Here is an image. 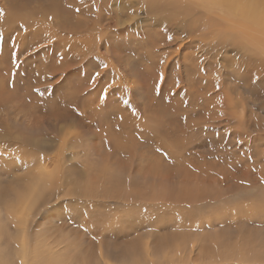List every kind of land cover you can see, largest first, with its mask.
<instances>
[{
	"label": "rangeland",
	"instance_id": "1",
	"mask_svg": "<svg viewBox=\"0 0 264 264\" xmlns=\"http://www.w3.org/2000/svg\"><path fill=\"white\" fill-rule=\"evenodd\" d=\"M126 1L0 0V6L6 4L4 14L12 8L21 18L16 24L7 20L11 35L5 43L0 40V81L7 92L0 101V186L5 196L0 206L15 203L23 211L24 202L34 197L25 232L32 240L48 241L43 243L44 264H125L126 248L138 247L142 253L147 246L151 255L143 252L144 259L151 260L146 264H211L209 257H200L201 244L221 255L222 241L226 251L242 245L247 255L260 254L261 262L264 54L252 49L247 60L254 33L251 39L241 32L233 42L226 40L222 28L231 30L232 25L220 20L218 32L203 40L197 29L192 33L158 24L148 10L142 15L138 5L131 3L129 13L118 10L121 4L129 8ZM39 6L47 14L31 16L29 10ZM53 6L65 18L94 23L100 17L102 22L75 38L58 27L62 23L56 22ZM35 30L41 38L31 40ZM259 35L264 39V33ZM24 36L26 43H20ZM86 38L91 49L79 63L83 48L73 40ZM8 46L11 52L3 56ZM64 53L74 55L66 59ZM60 56L64 59L57 63ZM97 71L93 87L91 75ZM61 73L75 85L76 95L67 96L57 86ZM105 87L106 100L99 104ZM36 184L43 188L36 191ZM184 189L203 197L187 204ZM232 202L244 212L235 213ZM15 226L10 230L16 236Z\"/></svg>",
	"mask_w": 264,
	"mask_h": 264
},
{
	"label": "bare ground",
	"instance_id": "2",
	"mask_svg": "<svg viewBox=\"0 0 264 264\" xmlns=\"http://www.w3.org/2000/svg\"><path fill=\"white\" fill-rule=\"evenodd\" d=\"M3 2L6 0H2ZM12 1V0H11ZM19 1V0H18ZM37 1V0H36ZM52 1V0H51ZM71 1V0H70ZM120 1V0H119ZM135 2H132V0H129L130 4L132 3V5H138L140 6L141 3H144L145 0H134ZM57 2V1H56ZM61 2V1H60ZM59 2V3H60ZM128 2V0L126 1ZM10 3V2H9ZM36 3V2H35ZM54 3V2H53ZM149 3V14L152 17H156V21L158 22V24L163 25V26H168L170 24H174L177 27L182 26L184 27L187 32H194L195 29L201 31L202 33V38L203 40L206 39L205 36L206 34H211L213 33L215 35V33L218 32V28L215 26H219L221 23H223L224 25H227L228 23L230 25H232V29L228 30V28H222V30H227L226 32V40H232V38H234L236 36V34L243 32L244 35H246L249 39H251V35L254 33V40L251 43H248L250 45L249 47V58H247V60H251L250 56H251V51L252 49L254 50H259L261 51L262 49H264V39L260 40L259 38V34L264 33V23L261 22L258 13H254L252 10H250L249 8L245 7L242 4V0H157V2L154 4V0H148ZM31 4V3H30ZM51 4V3H50ZM56 4V3H55ZM76 4V3H75ZM6 5V4H5ZM5 5H1L0 7H3L2 11L4 12V10H7ZM10 5V4H9ZM38 6V5H37ZM122 7H120V5H117L118 10L122 11L123 9L127 10L128 13L131 12L130 7L128 8V5L126 4H121ZM42 7V6H41ZM41 7H37V8H32L31 10H29V14L31 16L36 15L37 14H47V12L43 9H41ZM46 7V6H45ZM56 7V6H55ZM55 7L53 6L52 9V14L56 15V22L57 23H62L60 24L58 27L59 28H67L69 29L71 35H74L76 38V35H78L79 33H82L86 30H91L90 33L92 31H94L96 28V24L97 22H102L100 17L95 18L97 20V22H91L90 20H78V19H71L70 17L65 18L63 13H61L57 8L55 9ZM24 8V7H23ZM49 8V7H47ZM112 8V7H111ZM120 8V9H119ZM140 8V7H139ZM21 9V8H20ZM122 9V10H121ZM1 10V8H0ZM9 10V9H8ZM16 9L14 11V9L10 8V10L3 15L0 16V40L5 43L7 41V39L9 38V36L11 35V32L8 31V29L6 28V23L7 20H10L13 18V24L16 23H20L21 22V18H16ZM126 11V12H127ZM46 12V13H44ZM112 12V10H111ZM124 12V11H123ZM125 12V13H126ZM115 13V12H114ZM162 15H159V14ZM110 14V13H109ZM132 14V13H130ZM219 14L221 15L220 18H218ZM121 13L116 12L114 16H120ZM218 15V16H217ZM61 17L58 18V17ZM67 16V15H66ZM113 16V15H112ZM129 16V15H128ZM95 17V16H94ZM121 17V16H120ZM16 23H14V20ZM32 19V18H31ZM39 19V18H38ZM119 19V17H118ZM155 20V19H154ZM221 20V23H219V21ZM36 21V20H35ZM38 21V20H37ZM172 21H176L177 23H172ZM230 21V22H229ZM11 22V20H10ZM24 22V21H22ZM34 22V21H33ZM51 22V21H50ZM21 25V24H20ZM25 25V24H24ZM40 25V24H39ZM94 27H91V26ZM11 26V25H10ZM28 26V25H27ZM41 26V25H40ZM21 27V26H20ZM50 27V26H49ZM221 27V26H219ZM33 28V26H32ZM95 28V29H94ZM217 29V30H216ZM13 30V29H12ZM46 30V29H45ZM60 30V29H59ZM179 30V29H178ZM215 30V31H214ZM53 32V31H51ZM58 32V31H57ZM17 35V34H16ZM229 35V36H228ZM235 35V36H234ZM53 36V34H52ZM243 36V35H242ZM17 37V36H16ZM33 37H35L36 39H38L40 37V34L37 30H35L32 34V39ZM54 37V36H53ZM258 37V38H257ZM41 38V37H40ZM58 38V36H57ZM101 38V37H100ZM21 39L26 43L27 40V36H24L23 38H19V40L21 41ZM35 39V40H36ZM239 39V38H238ZM9 40V39H8ZM243 40V39H242ZM56 41V40H55ZM60 41V40H59ZM240 41V40H239ZM251 41V40H250ZM225 42V41H224ZM233 42V40H232ZM235 42V41H234ZM22 43V41L20 42ZM92 41L90 38H86V40L84 39H79V40H73V44L76 47H80L82 46L83 50L81 51V58L78 57V61L79 63L82 60H85L83 58H85V56L88 54V52L86 51L87 48L91 49L90 47H88L87 45H91ZM95 43V42H94ZM104 43H106V40H104ZM239 43V42H238ZM245 43V42H244ZM15 44V43H14ZM19 44V43H18ZM255 44V45H253ZM18 46V45H17ZM214 46V44H213ZM15 47V46H14ZM28 47V46H27ZM26 47V48H27ZM18 49V47H17ZM16 49V50H17ZM118 50V48H117ZM65 51V50H64ZM7 52H11V50H9V46L6 48L4 47L2 49V54L3 56L7 55ZM18 51H12L13 54L16 55ZM258 53V52H257ZM69 54V53H68ZM260 54V53H259ZM65 55V53H64ZM72 55V54H70ZM74 55V54H73ZM72 55V56H73ZM246 55V54H245ZM254 55V54H253ZM71 56V57H72ZM76 56V55H75ZM70 56H66L65 58H69ZM70 57V58H71ZM76 58V57H75ZM77 59V58H76ZM73 60V59H72ZM95 61H99L97 58L95 59ZM61 62V61H60ZM251 62V61H250ZM248 63V66L251 68L252 65L251 63ZM64 63V62H63ZM65 63L66 60H65ZM86 63V62H85ZM54 65V64H53ZM111 68V67H110ZM68 69V68H67ZM8 71V70H7ZM39 72V71H38ZM40 74V73H39ZM104 75V74H103ZM7 76V75H6ZM44 78V77H43ZM42 78V79H43ZM11 79V77H10ZM39 80V79H37ZM76 80V79H75ZM10 81V80H9ZM43 81V80H42ZM46 81V80H45ZM105 81V80H104ZM1 82V81H0ZM85 82V81H84ZM41 84V83H40ZM44 84V83H43ZM10 85V84H9ZM12 85V84H11ZM42 85V84H41ZM44 86V85H43ZM12 87V86H11ZM3 88L4 84L3 81L0 83V89L1 92L5 91ZM86 88V87H85ZM43 90V89H42ZM83 90V89H82ZM90 91V90H89ZM92 91V90H91ZM79 92V91H78ZM7 93V92H6ZM6 93H1L0 94V101H4L5 95ZM193 93V92H192ZM51 94V93H50ZM8 97V96H7ZM84 96H82V99ZM60 98V97H59ZM69 98V97H68ZM76 98V97H75ZM79 98V97H78ZM87 98V97H86ZM95 98V97H94ZM116 98V97H115ZM58 106H59V102L62 101L61 98L58 99ZM56 102V104H57ZM85 102V101H84ZM114 102V101H113ZM2 102H0L1 105ZM91 103V102H90ZM88 104V103H87ZM101 104V103H99ZM94 105V104H93ZM117 105V104H116ZM57 106V105H56ZM84 106V105H83ZM91 106V104H90ZM92 107V106H91ZM52 108V107H51ZM59 108V107H56ZM88 108V107H85ZM98 108H101L98 107ZM103 108V107H102ZM53 109V108H52ZM55 109V108H54ZM90 109V107H89ZM88 109V110H89ZM104 109V108H103ZM102 110V109H100ZM54 111V110H53ZM57 111V109L55 110ZM69 111V110H68ZM98 112V110H97ZM55 113V112H54ZM92 113V112H91ZM103 113V112H102ZM90 117V116H89ZM88 118V117H87ZM97 119V118H96ZM159 119V118H158ZM88 120H91L88 118ZM92 133V132H91ZM127 133V132H126ZM75 135V134H74ZM93 136V135H92ZM84 137V136H83ZM110 137V136H109ZM90 138V137H89ZM85 139V138H84ZM102 139V138H101ZM86 140V139H85ZM104 140V139H103ZM87 141V140H86ZM71 142V141H70ZM111 142V141H110ZM122 142V141H121ZM95 143V142H94ZM33 145V144H32ZM80 145V144H79ZM94 145V144H93ZM96 145V144H95ZM94 145V146H95ZM65 147V146H64ZM74 147V146H72ZM78 147V146H77ZM80 148V147H79ZM21 152V150H19ZM131 151V150H130ZM129 151V152H130ZM16 153V152H15ZM120 153V152H119ZM131 153V152H130ZM41 158V157H40ZM42 159V158H41ZM43 161V160H42ZM48 163V162H47ZM63 163V162H62ZM27 165V164H26ZM29 167V166H28ZM37 167V166H35ZM44 167V165L42 166ZM58 167L60 168V165H58ZM62 168V167H61ZM87 168V167H86ZM50 169V168H49ZM43 170V168H42ZM53 170V169H51ZM59 170V169H56ZM40 171V170H39ZM38 171V172H39ZM50 171V170H48ZM44 172V171H43ZM47 173V170H46ZM52 173V171H51ZM21 174V173H20ZM40 174V173H39ZM48 174V173H47ZM61 174V173H60ZM15 175V174H14ZM22 175V174H21ZM36 174H34L33 176H35ZM45 175V172H44ZM37 176V175H36ZM39 176V175H38ZM37 176V177H38ZM43 176V175H42ZM18 178V177H15ZM21 178V177H20ZM32 180V178H30ZM40 179V178H39ZM38 179V180H39ZM45 179V178H44ZM18 180V179H17ZM20 180V179H19ZM28 180V178H27ZM34 180V178H33ZM37 180V179H36ZM34 180V182L36 181ZM46 180H49L46 178ZM52 180V178H51ZM16 181V180H15ZM21 181V180H20ZM26 181V180H25ZM24 180L22 181V183L25 182ZM55 181V180H54ZM19 182V181H18ZM16 182V183H18ZM33 182V183H34ZM38 182V181H37ZM43 183V181H42ZM41 183V184H42ZM45 184H48V181L44 184H42L43 186ZM52 184V183H50ZM40 186V184H36V186L34 188L37 189V187H40L39 190L36 191H40L41 187L43 188V186ZM32 186V185H31ZM22 188L24 186H21ZM20 187V188H21ZM26 188V187H24ZM73 190V189H72ZM77 190V189H76ZM115 190V189H114ZM113 190V191H114ZM13 191H17L20 192L22 195H24V192L21 191L20 189H15ZM34 191V190H33ZM32 191V192H33ZM74 191V190H73ZM71 191V192H73ZM112 190H110L111 192ZM116 191V190H115ZM219 192V191H218ZM113 193V192H112ZM182 195L184 196L185 200H187V204H191L192 202H194V199L199 200L203 197V195H200L199 197L195 195V193H193L192 191L188 190V189H184L181 191ZM33 194V193H32ZM31 194V195H32ZM74 194V193H73ZM14 195V197L16 196V193L12 194ZM26 195V194H25ZM35 195V194H33ZM75 195V194H74ZM158 197V196H157ZM208 196L205 195V198H207ZM5 198L4 196V189L0 186V203L1 201ZM106 198V197H105ZM159 198V197H158ZM39 198H36V201ZM260 199V197H259ZM11 200V199H10ZM25 200L27 201V198L25 197ZM12 201V200H11ZM197 201V200H196ZM258 201V200H257ZM263 201V202H262ZM260 201V204H262V206L264 205V200ZM24 202V201H23ZM35 202L34 197L29 199L27 202H24L26 206H23L24 209L23 211H21V208H18L16 205L14 204H8V205H3L0 206V264H19L20 260H24L25 264H44L42 262V258L44 257V250L46 245L43 244L44 242H46L47 240L44 239L39 241L40 238H38L37 240H32L29 237L27 238V233L25 232V225L27 222V216L28 214L31 212L32 207ZM5 203V202H4ZM8 203V202H7ZM6 203V204H7ZM39 203V202H38ZM228 204V203H227ZM226 204V206H227ZM233 205H235L234 207V212L239 214V213H243L244 209L242 207H239L237 203L232 202ZM28 206H31L28 207ZM246 206V205H245ZM251 206V210L254 212H261V210L253 205ZM249 207V206H248ZM264 207V206H263ZM262 208V207H261ZM2 210H6V214L2 215L1 212ZM190 211V210H188ZM186 213V212H185ZM185 213L183 215H185ZM233 213V212H231ZM224 214V211L223 213ZM32 215V214H29ZM29 217V216H28ZM14 224L16 225V229H17V233L16 236L13 234V231L11 232L10 230V225ZM27 227V226H26ZM43 228V227H42ZM47 228V227H46ZM53 230V229H52ZM43 233V232H42ZM48 234V233H47ZM39 236V235H38ZM44 236V235H43ZM45 238V237H43ZM227 239V238H226ZM202 239L201 241H199V244L202 243ZM48 242V241H47ZM34 243V244H33ZM42 243V244H41ZM41 244V245H40ZM69 244V243H68ZM17 245L19 247H17ZM33 245V246H32ZM204 247H206L204 244H201V252H200V257L202 258H206L209 257L210 258V262L211 264H227V262H231L232 260H239L242 261L243 264L247 263V264H253L252 262H255V264H260V262H257L260 254H257L255 252L254 255L250 254L247 255L245 249L241 246L235 247L231 252L226 251V242H221L220 243V248L223 249V252L221 253V255H219V253H216L214 251H212L211 249H205ZM124 251V250H123ZM126 253V257L124 259L125 264H146L147 260H151V259H144L145 254L147 255V257H150V248L147 246L144 249V255L143 252L141 253L140 250H138V247L132 248V247H128L125 249L124 251ZM207 252V253H206ZM251 253V252H250ZM235 254V255H233ZM103 255V254H102ZM124 255V254H123ZM239 257L237 258L236 257ZM64 257V255L62 254L61 257ZM103 258V257H102ZM157 258V257H156ZM174 260V263L177 262V254L174 255L172 257ZM250 259V262H249ZM34 260V262H33ZM146 260V261H145ZM183 260V259H181ZM219 260V261H216ZM255 260V261H254ZM171 261V259H170ZM172 261V262H173ZM33 262V263H32ZM188 262V260H187ZM186 262V263H187ZM201 262V261H200ZM237 263V261H235ZM55 263V262H54ZM206 263V262H205ZM158 264H166L165 262H163L162 260L159 261ZM182 264V263H181ZM184 264V263H183ZM203 264V263H202Z\"/></svg>",
	"mask_w": 264,
	"mask_h": 264
},
{
	"label": "snow or ice",
	"instance_id": "3",
	"mask_svg": "<svg viewBox=\"0 0 264 264\" xmlns=\"http://www.w3.org/2000/svg\"><path fill=\"white\" fill-rule=\"evenodd\" d=\"M157 2V0H154V4ZM186 2V0H185ZM242 4L249 8L250 10H252L254 13H258L259 15V18L261 20L262 23H264V0H242ZM129 7H132V5L130 4ZM140 8H141V14L143 15L145 12H147L148 8H149V3H148V0H145L144 3H141L140 4ZM76 12L79 13L80 12V9L77 8L76 9ZM126 12V10H125ZM3 11L0 10V15H3ZM124 13H121V15H123ZM133 15H135V10H133ZM49 19H51V17H49ZM23 27V26H21ZM168 41L171 42L173 37L171 35H169L167 37ZM261 54H264V49L261 50ZM15 55V54H13ZM64 57L63 56H60L58 57V60H57V63H59L60 61H63ZM161 63H163V60L160 61ZM15 67H19V64H15ZM103 67H107V64H103ZM177 67H179V65H177ZM100 77V73L97 71V72H94V74L91 75V84L93 85V87H95L96 85V80L97 78ZM163 73L160 74V80L162 81L163 80ZM49 79H52V77H49ZM14 83V81H13ZM60 89H62L63 93L67 96H74L76 95V90H75V85L72 84V83H68L67 82V75L65 73H61V82L57 85ZM111 85H109L108 87H110ZM176 86H178V81L176 82ZM108 87H105L102 92H101V95H100V101H101V104H103L106 100V97H107V93H108ZM48 89H52V85L49 84L48 85ZM159 89L157 88V91ZM36 91H39V90H36ZM41 95H43L44 93L41 92L40 93ZM123 104L125 105H128L130 106L131 105V102L129 99H123ZM70 104L73 106L74 108V111L76 112V114L78 116H81L83 117L84 116V113L82 111L79 110V107L77 105H75L74 101H70ZM132 111H133V114L136 115L137 114V111H136V108L133 107L132 108ZM121 119H123V117H121ZM98 130V129H97ZM157 151H160V149H157ZM0 155H2V153H0ZM165 156H167V153H164ZM261 183L264 184V177H261ZM93 239H95V237H93ZM17 247H19L17 245ZM19 264H25V261L24 260H20L19 261ZM260 264H264V260H261Z\"/></svg>",
	"mask_w": 264,
	"mask_h": 264
}]
</instances>
